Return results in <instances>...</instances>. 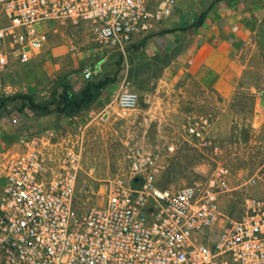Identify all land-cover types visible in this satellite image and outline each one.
I'll return each instance as SVG.
<instances>
[{
    "label": "built area",
    "instance_id": "obj_1",
    "mask_svg": "<svg viewBox=\"0 0 264 264\" xmlns=\"http://www.w3.org/2000/svg\"><path fill=\"white\" fill-rule=\"evenodd\" d=\"M177 1L0 0V70L10 51L28 61L47 42V23L53 32L88 29L98 44L126 55L158 31ZM94 73L85 65L80 74L89 80ZM137 101L122 79L118 114ZM184 132L198 147L211 144L205 116L189 120ZM17 144L0 152V264H264V198L245 196L238 216L223 221L219 199L231 190L224 166L202 182L166 188L156 179L161 150L133 147L105 182L104 203L78 214L79 149L52 129L21 131ZM256 186L264 188V165L244 184Z\"/></svg>",
    "mask_w": 264,
    "mask_h": 264
},
{
    "label": "rangeland",
    "instance_id": "obj_2",
    "mask_svg": "<svg viewBox=\"0 0 264 264\" xmlns=\"http://www.w3.org/2000/svg\"><path fill=\"white\" fill-rule=\"evenodd\" d=\"M5 23L0 13V27ZM51 27V23L43 26L45 31L49 30L44 44L48 48L47 54L62 46L66 52L55 55L49 68L41 62L38 67L60 73L58 84L66 81V77H75L89 65L96 75H100L97 78L118 79L120 84L125 78L138 97L136 108L125 116L118 114L115 107L109 116L103 117L97 113L89 114V108L54 129L79 149L80 171L73 203L76 213H84L104 203L105 182L114 177L123 164L126 151L133 147L161 150L163 164L156 179L159 186L166 188L202 182L217 166L226 167L231 190L219 199L223 221L238 216L245 196L264 198L262 186L244 187L264 165V110L256 101L258 94L264 91V18L251 45L243 48L234 67L223 64L229 71L238 73L233 94L229 97L209 88V73L208 78L204 75L206 72L193 74L191 71L175 76L173 68H169V59L164 56L148 58L138 54V46L131 47L126 55H120L98 44L88 29L53 32ZM70 44L76 45L79 52H86V60L79 63L76 56L72 58L67 52ZM97 50L110 52L112 62L102 68L105 74L97 72L99 67H93ZM28 63L18 54L9 60L6 68L9 71L14 70L15 65L26 68ZM96 75L93 78L97 79ZM15 96L8 97L11 102L17 100L15 112L21 117L26 106L21 99H14ZM112 104L114 106V102ZM198 116H205L210 122L211 144L206 148L198 147L184 132L185 124ZM170 144L173 151H164Z\"/></svg>",
    "mask_w": 264,
    "mask_h": 264
},
{
    "label": "crops",
    "instance_id": "obj_3",
    "mask_svg": "<svg viewBox=\"0 0 264 264\" xmlns=\"http://www.w3.org/2000/svg\"><path fill=\"white\" fill-rule=\"evenodd\" d=\"M263 18L264 0H179L173 13L162 22L158 31L138 46V54L148 58L166 57L169 59V68H173L175 76L191 71L193 74L206 72L204 75L208 78L209 73L211 75L209 88L215 89L224 97H229L233 94L238 73L229 71L223 67V64L234 67L243 48L251 45ZM68 49L67 52L72 58L77 57V62L82 63L86 60L84 56L86 52H79L78 47L74 53L69 52ZM63 52L65 54L66 51L62 46L51 49L50 54H47L48 48L43 44L27 61L29 67L19 68L15 65L14 70L9 71V68L0 70V98L11 94H25L37 102L49 98L53 91L59 90L60 73L54 74L38 66L41 62L49 68L51 59ZM17 55L18 52L10 51L8 58L12 60ZM94 56L97 57L95 62L99 67L97 72L105 74L106 71H102V68L112 62L110 52L97 50ZM80 73L75 77L65 78L73 91H78L85 83ZM97 77L100 75H96ZM119 86L118 79L107 85L88 113H97L102 117L109 116ZM261 93L256 101L259 108L264 110V91ZM16 106L17 100L0 105V152L5 149H16L21 131L28 134L39 129L54 130L59 124L71 119L55 113L37 115L26 107L21 118L15 112ZM13 117H17L16 124L11 122ZM0 183H2L1 178Z\"/></svg>",
    "mask_w": 264,
    "mask_h": 264
},
{
    "label": "trees",
    "instance_id": "obj_4",
    "mask_svg": "<svg viewBox=\"0 0 264 264\" xmlns=\"http://www.w3.org/2000/svg\"><path fill=\"white\" fill-rule=\"evenodd\" d=\"M145 39L146 38L143 40ZM143 40L132 47L139 46L142 44ZM113 82L114 79L109 77L97 79L91 78L85 80V83L78 91H73L70 84L67 81H63L58 84L59 90L53 91L49 98L43 101L37 102L28 95H16L13 98L21 99V102H24V106L37 115L55 113L58 116L71 118L80 112L89 109L101 95L102 90ZM8 101H11L10 97L0 98V105H3Z\"/></svg>",
    "mask_w": 264,
    "mask_h": 264
}]
</instances>
